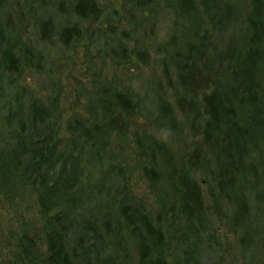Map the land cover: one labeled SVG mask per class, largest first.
I'll return each instance as SVG.
<instances>
[{
    "label": "rangeland",
    "instance_id": "1",
    "mask_svg": "<svg viewBox=\"0 0 264 264\" xmlns=\"http://www.w3.org/2000/svg\"><path fill=\"white\" fill-rule=\"evenodd\" d=\"M75 2L0 0V264H46L54 217L67 211L66 249L82 263L264 264V0H95L86 18ZM251 19L262 26L253 69L262 127L230 97L237 81L215 60L243 50ZM191 70L212 74L194 95L183 84ZM216 82L234 119L253 127L239 169L226 127L205 131ZM115 92L130 110L115 108ZM37 136L55 159L46 184L24 170ZM62 168L76 181L55 205L44 195ZM181 175L200 199L187 211ZM124 204L146 215L159 244L139 218L126 223Z\"/></svg>",
    "mask_w": 264,
    "mask_h": 264
},
{
    "label": "trees",
    "instance_id": "2",
    "mask_svg": "<svg viewBox=\"0 0 264 264\" xmlns=\"http://www.w3.org/2000/svg\"><path fill=\"white\" fill-rule=\"evenodd\" d=\"M182 4H189L190 0H181ZM95 0H76L73 8V12L81 18H86L88 15H93L95 13L96 5ZM250 35L245 41L244 48L241 51L240 48L233 46L230 49H227L225 55H218L215 59L218 63V66H223L224 64L227 67L221 68L220 70L229 71L234 80L237 81V85L234 88H230L229 95L232 99H236L239 105V108L245 113H249V119L252 124L260 125V104L256 100L255 92V81L253 69L256 65V61L260 56L261 45H262V26L260 22L255 21L254 19L249 20ZM75 28L69 27L63 29L62 37L68 39L75 34ZM1 34V27H0ZM221 56H224L221 57ZM219 58V60H218ZM231 66V67H229ZM221 74H223L221 72ZM220 74V75H221ZM212 78L210 71L205 70L204 72L193 71L191 70L188 75L183 80L184 86L189 90L192 95L195 94L200 88H202L205 82ZM220 84L216 82V86L211 91L209 95H206L204 100L206 103V114L207 120L205 123V131L208 134L210 130H217L221 125L226 127V136L227 146L230 149L234 147L235 150H239L238 159L234 162V168L241 165V158L245 152L241 148V139H244L248 132H253V127L248 131V128L241 127L235 118V109L230 104H226L224 99L227 97L223 92L219 91ZM113 99L115 103V108L120 112H127L132 107L130 98L126 95L115 92L113 94ZM109 112V107H106ZM251 110V112H249ZM42 112L38 109L33 110L34 118L36 116L40 117ZM110 120V125L116 130L119 127V124L116 122L117 115ZM225 119V120H224ZM264 123L262 122L261 125ZM260 125V127H262ZM264 137V136H263ZM47 137L37 136V140L31 144V148L28 151V157L26 160V169L25 174L27 173L28 178L31 173H35L36 176L41 178V183L46 184L47 179H49V169L53 166L52 160V151L48 145ZM254 146V145H253ZM29 173V174H28ZM179 188L181 189V196L183 201L184 211L187 209L191 210L193 206H199L200 199L198 191L195 187L194 182H192L187 175H181L179 177ZM76 181V177L62 168L55 176V179L52 181L51 185L47 187L45 192V198L52 201L53 204H57L58 201L63 202L68 198L69 188ZM44 202V198H43ZM127 204V203H126ZM124 204L120 207V213L122 214L124 220L127 224H133L136 218H139L140 223L144 226L145 232L153 239L157 244L162 238V235L157 231L151 224L150 220L147 219L146 215L139 216V211L134 209V207H129V205ZM47 211L49 208L45 206ZM69 212V211H67ZM66 212V213H67ZM66 213L58 214L54 217V222L50 228V231L47 235V254L45 255L44 261L46 264H103L104 259H98L96 263L91 262L90 260L82 263L79 262L78 256L73 251L69 253L66 249V241L68 228L63 222V218ZM147 238V237H146ZM149 239V238H147ZM141 244V260H146L148 258V243L143 239ZM152 240L153 247L156 246L155 242ZM82 258V257H81ZM80 258V259H81ZM98 258V257H97ZM105 264V263H104ZM152 264H166L163 258H156Z\"/></svg>",
    "mask_w": 264,
    "mask_h": 264
}]
</instances>
